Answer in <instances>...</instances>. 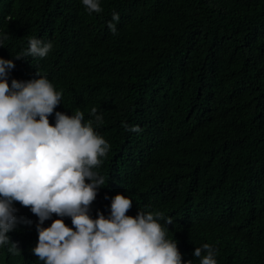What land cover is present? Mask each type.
<instances>
[{
  "label": "trees",
  "instance_id": "obj_1",
  "mask_svg": "<svg viewBox=\"0 0 264 264\" xmlns=\"http://www.w3.org/2000/svg\"><path fill=\"white\" fill-rule=\"evenodd\" d=\"M100 3L89 15L81 0H0V33L9 37L0 57L15 62L9 83L39 70L63 93L55 111L81 110L85 121L93 107L103 114L96 131L111 148L90 215L109 216L123 193L132 199L126 215L173 219L168 238L185 262L199 264L193 252L209 243L218 264H264V0ZM29 37L53 48L15 59ZM14 207L8 235L21 252L0 248V264H43L31 252L39 218Z\"/></svg>",
  "mask_w": 264,
  "mask_h": 264
},
{
  "label": "clouds",
  "instance_id": "obj_2",
  "mask_svg": "<svg viewBox=\"0 0 264 264\" xmlns=\"http://www.w3.org/2000/svg\"><path fill=\"white\" fill-rule=\"evenodd\" d=\"M81 2L89 15L103 11L100 0ZM119 21V13L113 12L108 23L113 35ZM8 38L0 33V46ZM52 48V42L29 37L28 47L15 59L44 58ZM14 68L13 59L0 57V248L8 246L12 255L21 252L8 235L16 226L14 203L19 202L39 218L38 242L31 252L43 264H191L183 260L177 241L168 238L167 225L173 219L142 209L135 216L126 215L130 196L116 194L109 216L90 215L97 189L106 184L98 169L111 148L96 131L103 114L93 107L92 119L85 121L81 110L71 115L55 111L62 91L39 70L38 78L9 83L8 72ZM54 112L53 124L49 117ZM122 127L142 131L126 122ZM53 214L60 218L44 227ZM66 216L71 217V227ZM217 252L204 243L193 256L199 264H218Z\"/></svg>",
  "mask_w": 264,
  "mask_h": 264
}]
</instances>
